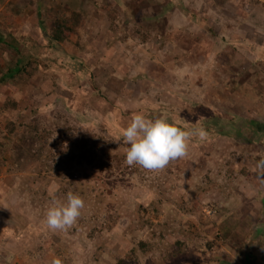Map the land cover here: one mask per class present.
Masks as SVG:
<instances>
[{
  "label": "rangeland",
  "instance_id": "rangeland-1",
  "mask_svg": "<svg viewBox=\"0 0 264 264\" xmlns=\"http://www.w3.org/2000/svg\"><path fill=\"white\" fill-rule=\"evenodd\" d=\"M19 1L23 5L28 0ZM79 1L78 10L87 19L105 16L104 22L91 21L90 30L105 33L108 24V31H122L116 41L123 40L114 45L108 39L99 40L106 55L101 63L94 60L88 39L89 72L83 67L77 71L78 84L71 78L78 67L77 57L65 59L55 49L51 55L50 50L44 52L39 57L43 72L20 78L23 92L13 94L18 110L6 117L26 122L35 109L38 127L51 133L46 148L52 155L73 150L70 143L76 137L109 140L114 145L111 153L126 152L122 130L136 109L148 119H165L182 130L203 128L207 136L201 140L194 135L188 155L171 161L163 170L147 171L135 165L137 177L131 178L134 185L129 188L116 187L118 170L105 157L101 161L110 167V176L84 167L76 169L82 186L74 183L70 191L81 196L85 207L71 228L53 231L45 223L46 211L53 200L66 203L67 195L59 194L61 184L54 179L55 170L47 172L44 167L47 150L41 160L29 162L28 154L11 151L16 148L14 138L0 126V141L13 155L0 167V264H53L56 259L61 264H117L140 241L148 242L153 250L138 249L137 261L125 264H220L226 258L222 243L230 232L227 224L236 216H231L232 211L248 208L260 212L264 204V170L255 171V161L264 159V115L261 109L257 115L243 110L252 100L258 99L261 107L264 102V48L248 46L251 41L257 43L258 37L264 38V0ZM126 11L129 16L130 11L134 14L132 20ZM112 12L115 21L109 17ZM3 21L7 19L0 17V59L7 61L10 56L4 44L9 43V49L19 47L21 20H15L14 28ZM170 34L178 35L175 43ZM237 47H248L258 56H247L240 68L232 70L225 63L233 58L230 50ZM202 48L209 52L207 59L201 56ZM119 61L127 63L120 66V74L116 71L121 78L124 73L131 79L150 74L153 84L148 82L147 93L126 89L118 96L121 106L115 108L113 97L117 98L110 91L113 84L98 91L95 85L99 77L106 83ZM233 82L240 83L239 93L232 94ZM11 91L8 86L0 87V105L9 100ZM64 124L73 130H56ZM215 126L218 131L209 135L208 130ZM226 129H232V137H219ZM101 148H95L98 158ZM122 165L130 172L131 166ZM212 184L218 188L217 195ZM198 206L200 210L193 211ZM244 218L238 222L244 225ZM46 247V256L35 258Z\"/></svg>",
  "mask_w": 264,
  "mask_h": 264
},
{
  "label": "crops",
  "instance_id": "crops-1",
  "mask_svg": "<svg viewBox=\"0 0 264 264\" xmlns=\"http://www.w3.org/2000/svg\"><path fill=\"white\" fill-rule=\"evenodd\" d=\"M35 2L36 0H28L26 3H23L22 5L19 0H0V17L7 19V22L3 21L4 22L3 24L6 23L9 25H12L14 28L13 23H15V20L17 19L21 20L19 21V25H18L19 31L22 33V36L18 39L19 47L16 48L15 46V47H12V49H9L10 47L9 43L4 44L6 48L8 49L10 59H8L7 61H3L0 59V87L8 86V88L12 89L11 91L12 95L11 97H9V99H12V101H14L17 104H19L18 100L16 99V97L13 96V94H15L16 96L18 92H23L19 90L20 89L19 80L20 78L21 80L24 78V77H21L17 71H18L20 63H22V60L29 54H32L34 51L38 50L41 56L42 54H44V52L48 53V50H50L49 52L51 55L52 54L51 49H55L59 54L61 53L59 52V50L62 51L63 57L65 55V59H66V56H70L71 58L77 57L78 63L76 65H78V67L75 68V73L71 78L74 77V81H76V83L78 84L77 77H76L77 71L83 67L85 71L89 72L90 64L88 62L91 58L87 56L88 52L85 47V42L88 39H90V43H91L90 49H93L95 52L94 60H96L97 62L101 61V63L104 62L103 57H105L106 55L105 56L103 55L104 50L102 49V46L99 45L101 43L99 42V40L108 39V41L113 45L114 43L117 44L118 42H121V40H123L122 37L119 38L118 36L119 39L116 41L115 39L116 35L117 34L119 35L120 33H122V31L120 29L117 30L114 28L113 29L115 31L114 30L108 31L107 30L109 29L108 24L106 25L107 32L105 31V33H101L98 30H94V29L92 30V28L90 30L91 21H93L94 23H96V21H101V22L105 21L104 19L105 16L101 15L100 18H96V19L85 18L86 20L84 23V27L80 30V33L77 36L72 37V42L69 45L70 47L69 49H67L68 52L66 51V47L58 46L56 48L57 45L49 40V36L47 32L48 31L47 27H48L50 18L54 14L58 16H64V15H67L70 11H78V9L80 8L79 7L80 1L79 0H45V1L41 0V1H38L37 3ZM127 4L126 6L130 8L131 4H128V5ZM104 7L105 6H103L102 8L104 9ZM106 13L108 14V11ZM127 13L128 11H126L125 14L129 16V14ZM129 13H130V16L134 15L131 11ZM109 17L110 19H112V17H115V13L113 12L110 13ZM206 19L207 18H205V20ZM28 27L31 29V31L27 30ZM221 30L225 31L223 26L221 27ZM174 32H178V31H174ZM109 36L114 37V38L113 39L110 38L111 39L110 40ZM37 37H39V39L42 40L41 43H38ZM226 37H229V36H226ZM252 37L254 38V36ZM169 39H171V41L175 43L176 39H178V35L170 34ZM256 40H257V43H254V41H251L250 44H248V46L264 48V38L260 36ZM237 51L240 52L241 54L237 53ZM230 52H231L230 55H232V53L234 54L232 55L233 58H231L228 62H226L225 65L231 66L232 70H236L235 66L236 68H240L242 64V60H245L247 56H252V57L258 56V54L254 53V51H250L248 47H245L243 49H240L239 47L234 48V49L232 48ZM90 53H91V50H90ZM261 54L264 57V51ZM82 62H84L85 65L82 66L81 65ZM123 64H127V63L120 64V61H119V66L114 65L116 69L112 70V73L111 75L108 76L106 83L104 79L100 77L97 78L98 83L96 85L93 83V85L97 87V91L100 90L101 87L106 86L107 83L113 84V87H111L110 91H112L113 96L117 98L116 100L113 97L112 106H114L115 108L121 106L119 102L121 98L118 96H122L123 93H125L126 89L131 88L134 92L147 93V91L150 89V87H148V82L150 84H153L152 79L150 78L151 75L147 74V77H146V74L142 75V73H140L141 71L139 72L137 71L140 74L134 76V79H131L130 76L127 77V75H129L128 73H124L125 77L121 78L119 75L121 72L120 66H122V68L126 67V65L123 66ZM254 65L257 67L259 66L257 64H254ZM127 68L129 69L130 66H128ZM128 69H123V70L128 71ZM40 71H41L40 73L43 72L42 70ZM249 71L250 70L248 69V72H247L248 75H250ZM237 76H239V73L236 76L232 75V78L237 77ZM232 84H233L231 88L232 94L237 93V92L239 93L238 89H239L240 83L233 82ZM74 85L76 84L74 83ZM262 94L264 95V87H263ZM103 95H106V94H103ZM4 103L5 102H3L2 104ZM262 104L263 106L261 107L260 106L261 102L258 101V99H255V100H252V102H249V104H247L246 108H243V110L245 109L247 114L253 113L257 115L259 113L257 112V110L261 109L264 115V102H262ZM1 107L2 105H0V108ZM9 111L10 110L6 111L7 114L11 113ZM138 111L139 110L136 109L134 113ZM2 118L3 117H0V119ZM22 122L17 121L16 125H21ZM72 130H73V127H72ZM258 161H261V160L257 159V161L255 162H258ZM255 171L259 172V169H257L256 167ZM233 213L234 212L232 211L231 216L233 215H236V216L230 219L231 224L228 222L227 225L230 227V232L228 236L226 237L225 243H222L227 249L226 258L220 259L219 263L220 264H264V210H261L259 212V211L249 210L247 208L245 210L241 209L235 212V214ZM243 216L245 217L243 220V222L245 223L244 225L242 224V222L241 223L238 222V220L242 218ZM2 234L4 233L2 232Z\"/></svg>",
  "mask_w": 264,
  "mask_h": 264
},
{
  "label": "trees",
  "instance_id": "trees-1",
  "mask_svg": "<svg viewBox=\"0 0 264 264\" xmlns=\"http://www.w3.org/2000/svg\"><path fill=\"white\" fill-rule=\"evenodd\" d=\"M85 16L84 13L81 11H70L67 15L64 16H58L54 14L50 20L49 24L47 27V32L49 36V40L56 45L60 47H66L69 49V45L72 42V37L77 36L80 33V30L84 27L85 23ZM115 17H112V20H114ZM129 20H132L133 17L129 16ZM141 29V28H140ZM138 33L139 30H136ZM140 33V32H139ZM145 39V36H144ZM144 42V40H143ZM38 48V47H37ZM68 52V51H67ZM208 51H205V49L202 48L201 50V56L204 59H207L208 57ZM40 57V52L34 51L32 54H29L26 56L23 60L22 63H20L19 68H18V73L21 77L24 78H29L33 75H37L40 72V65L42 64L41 60L39 59ZM16 74V73H15ZM14 75V74H12ZM182 104L184 102L182 101ZM192 104V103H188ZM9 106V107H7ZM194 106V105H193ZM19 105L12 101V99H9L6 101L4 104H2V107L0 108V114L3 117L0 119V126H3V129L6 131V133L10 136H12L14 139V144L16 148H12L11 151L15 152H21L23 154H28V160L29 162L32 163V161L35 158V161L41 160L40 158L42 157L43 152L45 151L46 148V142L47 139L51 136V133L48 131L41 129L38 127V122L36 119V111L35 109H32L30 112V115L32 118H30L29 121L22 122L21 125H16V122H13L9 120L6 115H7V110H10L9 112H14L18 110ZM163 110H169L170 108L164 107L162 108ZM136 113H143L142 111H138ZM151 111V114L154 116L155 113ZM215 115V114H214ZM216 116V115H215ZM60 117V116H58ZM223 117V116H222ZM221 118V117H218ZM232 120H234V116L231 117ZM169 123V121H167ZM251 123H254L251 121ZM228 124V123H225ZM58 128L56 130L58 131H63L64 132H69L72 130V127L69 126V124H64L63 126H57ZM218 126L211 127L208 130L209 135L210 134H215L218 131ZM232 134V129H226L222 133H218L219 137L226 135L227 138H231ZM260 138V137H259ZM100 143V144H99ZM261 144L262 142H258ZM71 146H73V150L71 149H66V150H61L60 152L52 155L49 151L47 150V155L46 159H42L44 163V167L46 168L47 172L51 170H55V175L54 179L57 183H60V189H59V194L61 197H64L67 195V193L71 190V188L74 187V183L77 186H82V183H79L78 180L76 179L75 175V170L79 168H87V169H92L96 170L97 172L105 175H112L111 171H109L108 166H106L102 161L101 158L105 157L108 161L113 162L115 165L116 170H118L119 173V180L114 182V184L120 187L124 188H129L130 186L134 185L133 180L131 178H136L137 177V172L138 168L137 166L133 165L130 167V172L127 171V166H123L122 164L125 163L126 160V152H121L118 154L117 153H111L110 151L114 148L113 143L109 140H105L102 138H94L92 141H88L87 138H78L76 137L74 141H72ZM102 145V148L99 149L102 153L101 157L98 158L96 155L95 148H99V146ZM10 149L8 148L7 144L5 142L0 141V167L5 164L7 160L8 155L10 154L11 157L10 160H12L13 155L11 154ZM113 151V150H112ZM7 155V156H5ZM30 168V166H29ZM257 169L259 171L264 170V161H258V166ZM1 170V169H0ZM31 175V173H30ZM47 178V177H45ZM264 180V174H262L261 177ZM262 180V181H263ZM78 182V183H77ZM120 182V183H119ZM214 188L216 189V192L218 191V188L215 184ZM77 188L74 190L76 191ZM73 191V189H72ZM71 191V192H72ZM75 193V192H74ZM60 197V198H61ZM215 202L211 203V206H213ZM195 210H200V206L197 208H193V211ZM264 210V204L263 208ZM111 209L106 210V214L110 216L111 214ZM146 241H140L136 247L132 248L129 253L125 256L124 259H121L118 261L117 264H125L129 260L131 262H136L137 261V251L143 250L145 252H150L153 249H151L150 245ZM178 246H180L178 244ZM49 248H45V252H38L35 258L42 259L46 256V253L48 252ZM179 252V251H178Z\"/></svg>",
  "mask_w": 264,
  "mask_h": 264
},
{
  "label": "clouds",
  "instance_id": "clouds-1",
  "mask_svg": "<svg viewBox=\"0 0 264 264\" xmlns=\"http://www.w3.org/2000/svg\"><path fill=\"white\" fill-rule=\"evenodd\" d=\"M194 135L203 140L207 132L203 128L195 132L182 130L165 119L153 121L143 113H134L130 124L122 130V141L127 146L125 163L147 171L163 170L171 161L188 155L189 140ZM84 207L81 196L69 191L66 203L52 201L46 211L45 223L50 230L66 231L77 222ZM53 264H61V261L56 259Z\"/></svg>",
  "mask_w": 264,
  "mask_h": 264
}]
</instances>
